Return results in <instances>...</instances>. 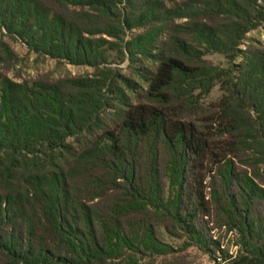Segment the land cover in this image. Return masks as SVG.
I'll return each instance as SVG.
<instances>
[{"label": "trees", "instance_id": "16d2710c", "mask_svg": "<svg viewBox=\"0 0 264 264\" xmlns=\"http://www.w3.org/2000/svg\"><path fill=\"white\" fill-rule=\"evenodd\" d=\"M263 24L264 0H0V264L210 255L214 224L264 264ZM14 43L91 72L26 79Z\"/></svg>", "mask_w": 264, "mask_h": 264}, {"label": "rangeland", "instance_id": "374dc122", "mask_svg": "<svg viewBox=\"0 0 264 264\" xmlns=\"http://www.w3.org/2000/svg\"><path fill=\"white\" fill-rule=\"evenodd\" d=\"M171 1L177 2L180 0ZM245 38L246 42H248V40L259 42L264 49V24L261 28L250 31L248 34H246ZM11 48L14 50V54L22 60V76L26 79L34 78L37 76L52 80L62 77L87 75L91 72L88 68L85 67H75L67 64L55 63V61L53 60L35 57L34 55L26 52L25 48L17 43L12 44ZM204 59L209 61L213 65H224L223 58L215 54L206 55ZM110 66L113 68L125 67L124 63H119L117 60H114L113 63L110 64ZM218 96L219 92L217 88H214L211 90L209 96L207 97V101H211ZM216 225L217 224L213 225L209 233H205L209 240L213 241L216 244L215 246L217 248V251H215L213 254H205L202 249L194 247H186L184 249H180V247L182 246L180 244V241H172L165 238L164 242L172 246L174 250V253L171 255L173 257H160L150 264L168 263L171 261V258L177 259L181 264H227V261L240 254L237 233L233 228H229V226L221 225L217 227L218 225ZM224 255L229 256V259L225 260L223 258Z\"/></svg>", "mask_w": 264, "mask_h": 264}]
</instances>
